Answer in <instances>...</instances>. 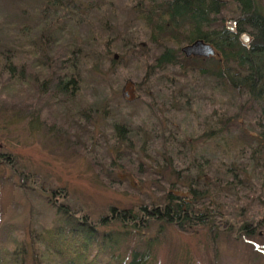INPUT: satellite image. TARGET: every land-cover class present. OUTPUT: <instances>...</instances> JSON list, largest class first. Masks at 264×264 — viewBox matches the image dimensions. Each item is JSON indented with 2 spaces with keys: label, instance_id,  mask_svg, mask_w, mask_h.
<instances>
[{
  "label": "trees",
  "instance_id": "1",
  "mask_svg": "<svg viewBox=\"0 0 264 264\" xmlns=\"http://www.w3.org/2000/svg\"><path fill=\"white\" fill-rule=\"evenodd\" d=\"M16 7L14 21L0 26V105L22 118L43 102L62 108L69 134L99 147L85 155L105 183L117 179L119 188L157 199L110 206L115 228L106 231L99 228L109 217L94 221L62 203L63 189H49L61 221L28 243L13 237L11 248L0 245V264H41L39 246L45 264H157V232L166 226L204 231L211 244L228 236L264 246V0H20ZM195 39L214 54L186 57L179 46ZM111 52L127 63L118 69L138 79L145 101L210 107L203 131L152 137L114 123L95 138L91 117L104 105L94 103L92 75L114 62Z\"/></svg>",
  "mask_w": 264,
  "mask_h": 264
},
{
  "label": "rangeland",
  "instance_id": "2",
  "mask_svg": "<svg viewBox=\"0 0 264 264\" xmlns=\"http://www.w3.org/2000/svg\"><path fill=\"white\" fill-rule=\"evenodd\" d=\"M19 1L0 0V26L14 21L12 15L17 13ZM116 55L111 52L114 62L107 59L99 74L92 75L96 89L93 94H97L94 103L104 105L98 111L100 114L91 117L90 130L95 138L105 137L109 130L113 131L114 123L149 130L152 137L162 135L168 138L170 133L199 135L203 131L204 114L213 112L210 107L198 100H190L188 109L175 110L172 107L175 102L171 105L168 100L164 104L156 99L145 101L141 97L142 92L136 94L138 79L125 68L118 69L127 63L122 60L120 65ZM152 96L156 98L154 93ZM85 108L89 106L84 103V113ZM35 109L36 115L28 119L17 115L16 109L8 104L0 105V245L11 248L13 237L28 243L31 233L61 221L60 214H56L54 206L46 199L52 188L65 191L62 203L87 213L94 221L100 215L107 216L109 223L113 221L108 209L110 206L126 207L157 199L145 189L146 195H138L132 192L135 190L119 188L124 185L117 179L109 186L93 171L85 155V148L93 150L99 147L85 143V138L79 135L69 134L64 124L69 116L64 114V110L48 108L44 102L40 111L36 106ZM115 110H118L117 116L113 117ZM238 120L242 121L241 118ZM76 142L80 146H76ZM24 173L36 177L33 183L26 176L24 178ZM218 224L219 228L225 229L228 222L221 220ZM113 228L115 225L110 223L99 229L108 231ZM157 236V264H264V246L256 250L257 245L247 240L219 236L211 244L204 231L187 235L171 226L157 232ZM42 250L39 246L40 262L45 264L46 254Z\"/></svg>",
  "mask_w": 264,
  "mask_h": 264
},
{
  "label": "water",
  "instance_id": "3",
  "mask_svg": "<svg viewBox=\"0 0 264 264\" xmlns=\"http://www.w3.org/2000/svg\"><path fill=\"white\" fill-rule=\"evenodd\" d=\"M240 38L245 42L247 41L248 37L245 33L240 35ZM180 51L186 56H199V57H209L214 54V50L212 47L204 42L201 39H195L192 42H189L183 46H181ZM115 56V55H114ZM175 196H187L186 192H182L179 190L173 191Z\"/></svg>",
  "mask_w": 264,
  "mask_h": 264
},
{
  "label": "flooded vegetation",
  "instance_id": "4",
  "mask_svg": "<svg viewBox=\"0 0 264 264\" xmlns=\"http://www.w3.org/2000/svg\"><path fill=\"white\" fill-rule=\"evenodd\" d=\"M231 28V27H230Z\"/></svg>",
  "mask_w": 264,
  "mask_h": 264
}]
</instances>
